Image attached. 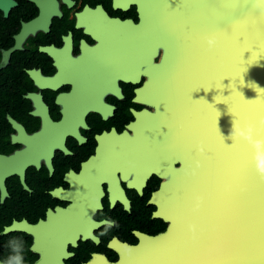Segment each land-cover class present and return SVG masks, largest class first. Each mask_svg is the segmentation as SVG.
I'll return each instance as SVG.
<instances>
[{
  "label": "flooded vegetation",
  "instance_id": "1",
  "mask_svg": "<svg viewBox=\"0 0 264 264\" xmlns=\"http://www.w3.org/2000/svg\"><path fill=\"white\" fill-rule=\"evenodd\" d=\"M154 7L0 0V264H139L167 231L180 156L143 137Z\"/></svg>",
  "mask_w": 264,
  "mask_h": 264
},
{
  "label": "water",
  "instance_id": "2",
  "mask_svg": "<svg viewBox=\"0 0 264 264\" xmlns=\"http://www.w3.org/2000/svg\"><path fill=\"white\" fill-rule=\"evenodd\" d=\"M152 2L159 108L144 143L169 144L181 167L162 196L168 229L138 263L264 264V0Z\"/></svg>",
  "mask_w": 264,
  "mask_h": 264
},
{
  "label": "clouds",
  "instance_id": "3",
  "mask_svg": "<svg viewBox=\"0 0 264 264\" xmlns=\"http://www.w3.org/2000/svg\"><path fill=\"white\" fill-rule=\"evenodd\" d=\"M208 46L214 47L215 41L209 40ZM236 131L235 126L233 125L230 136ZM239 136L243 137L244 139H248L251 142V129L247 130H240L238 133ZM254 146L256 148V159H257V170L261 175H264V142L256 141L254 142ZM11 243V242H10ZM12 252L15 253L14 255L9 256L6 264H23V256L21 254L20 249H12Z\"/></svg>",
  "mask_w": 264,
  "mask_h": 264
}]
</instances>
